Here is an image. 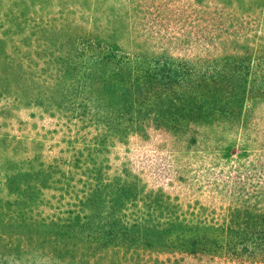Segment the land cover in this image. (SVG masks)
Listing matches in <instances>:
<instances>
[{
	"label": "trees",
	"instance_id": "16d2710c",
	"mask_svg": "<svg viewBox=\"0 0 264 264\" xmlns=\"http://www.w3.org/2000/svg\"><path fill=\"white\" fill-rule=\"evenodd\" d=\"M11 2L0 0L11 69L0 73V246L73 264H264V0H67L62 28L84 26L86 56L73 35L45 72L31 71L37 48L21 41L32 31L14 28L33 20ZM174 18L204 35L192 53L154 30ZM39 117L71 132L67 154L47 155L27 127ZM154 135L170 156L141 170L111 156Z\"/></svg>",
	"mask_w": 264,
	"mask_h": 264
},
{
	"label": "rangeland",
	"instance_id": "374dc122",
	"mask_svg": "<svg viewBox=\"0 0 264 264\" xmlns=\"http://www.w3.org/2000/svg\"><path fill=\"white\" fill-rule=\"evenodd\" d=\"M11 6L13 15L15 17L17 16L18 18H22L25 15H28L27 17L33 20V22L31 24H28L27 26H16L14 28V32L16 33V35L23 34V30L28 28L32 31V36H30V38L29 36H26V38L21 41L22 45L32 44L37 48L34 55L36 57L35 61L39 63V66L32 68L31 71L41 72L42 70L45 72L48 70V68L41 67V62L45 60L43 58L47 57L48 59L53 57L55 58L68 56V54H70L68 52L69 46L71 47L69 42H71L73 35L77 36V40L75 41V43L76 45H79L81 49V51L77 53L78 60H81L86 56V34L84 33V26L80 27V29H82L80 32L72 29L69 30L68 28H62L63 21H61V19H64L65 17H63L62 15L60 16L59 10L65 8V6H68L67 0H12ZM0 12L4 14L1 8ZM49 19H53L55 21L50 22L47 28L40 26L39 23L41 21ZM174 20L175 21H168L167 23H164L162 25H157L154 30H159L162 34L161 36H163L165 39L176 38V48L178 52L184 53L191 50L192 53L193 50L198 47L196 46V44L199 41H202L204 35L197 30L198 27L193 24L192 21L189 22V20H184L183 18H181L180 21L175 18ZM57 21L61 22L56 23ZM8 37L17 40L14 33H8ZM23 37H25V35H23ZM10 41L11 39L7 40V42ZM5 43L6 42L4 39H0V73H3L2 71L11 70L10 68H8L7 70L6 57L8 56V46ZM67 44H69V46ZM186 54H188V52ZM21 56V53L15 52L13 58H11L10 61L19 60ZM52 69L54 70V68ZM27 127L36 129L33 136L42 138L41 140L45 142V152L48 156H54L60 151H64L66 152L64 154H67V148H70V146L74 145L70 142L71 132H63L61 131V128H54L49 120H43L39 117L33 124H31L30 126L27 125ZM157 139V136L154 135L153 138L151 137L150 141L144 143L137 138H130L128 144L125 147L119 146L112 148L111 156L120 157L121 155L127 153L130 164H132L137 170H141V167L146 164V160L153 159L158 153L162 154L163 156H170L169 152H166L162 146L160 147ZM232 151L237 153L238 149L234 148V150ZM144 175L146 176V178H148V183H151L152 174L150 172H146ZM186 194H188L187 196L191 197L195 193L187 192ZM203 194L200 195V193H198L197 195L199 197H195V199L193 200L197 199V201L200 200V202L202 200V202L216 204L218 208H221V206L225 207L227 204L226 199L223 197V199H211L209 195ZM0 229L4 230L2 228ZM31 247L33 248L35 246ZM32 248L27 249V251H10L0 246V264H73L66 258L64 259L66 260L65 262L59 263L55 260L54 257H42V255L39 254L37 250H33L34 248Z\"/></svg>",
	"mask_w": 264,
	"mask_h": 264
}]
</instances>
